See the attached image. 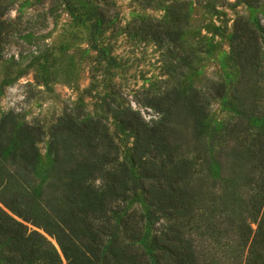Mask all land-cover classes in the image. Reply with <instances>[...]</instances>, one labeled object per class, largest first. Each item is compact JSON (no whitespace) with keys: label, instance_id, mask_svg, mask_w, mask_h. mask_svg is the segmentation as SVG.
<instances>
[{"label":"trees","instance_id":"1","mask_svg":"<svg viewBox=\"0 0 264 264\" xmlns=\"http://www.w3.org/2000/svg\"><path fill=\"white\" fill-rule=\"evenodd\" d=\"M7 5L0 0V59ZM263 32L235 19L238 75L208 85L210 96L227 98L233 119L211 122L208 96L195 87L146 96L159 112L152 122L129 106L111 108L134 136L130 163L103 119L66 111L50 127V162L41 164V127L1 113L2 263L264 264ZM137 190L147 210L125 212Z\"/></svg>","mask_w":264,"mask_h":264},{"label":"rangeland","instance_id":"2","mask_svg":"<svg viewBox=\"0 0 264 264\" xmlns=\"http://www.w3.org/2000/svg\"><path fill=\"white\" fill-rule=\"evenodd\" d=\"M6 2L10 27L0 59V114L13 110L41 127V164L50 162V127L66 111L103 119L120 158L129 163L134 136L111 108L129 106L152 122L159 112L144 101L146 96L195 87L208 96L211 122L233 119L227 98L210 96L208 85L234 82L238 75L230 56L235 19L264 28V0ZM169 29L178 32L177 39ZM131 170L137 174L136 165ZM131 210H147L139 190L124 203V211ZM145 227L150 237L154 227L147 221Z\"/></svg>","mask_w":264,"mask_h":264}]
</instances>
